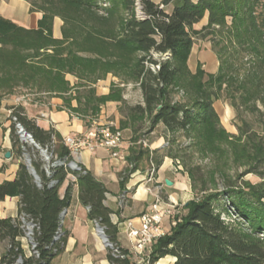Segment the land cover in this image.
I'll list each match as a JSON object with an SVG mask.
<instances>
[{"label":"trees","instance_id":"16d2710c","mask_svg":"<svg viewBox=\"0 0 264 264\" xmlns=\"http://www.w3.org/2000/svg\"><path fill=\"white\" fill-rule=\"evenodd\" d=\"M47 4L37 29L0 17V96L14 95L18 89L61 96L87 128L105 105L119 103L120 129L134 133L128 159L132 167L121 175L122 186L143 158L152 161L156 171L165 157L178 158L171 151H155L151 156L149 149L144 150L138 137L143 125L147 124L148 134L159 125L166 126L170 133L166 147L177 145L183 135L190 141L187 147L210 158L211 165L184 164L195 198L183 206L182 217L171 232L152 245L150 263L171 256L175 264H264V155L245 173L260 177L261 183L231 176L232 169L241 167L237 149L242 145L233 146V136L214 106L223 97L236 102L235 95H239V107L250 105L260 112L257 104L264 105V60L250 65L243 75L227 61L215 75L201 65L193 73L188 65L196 39L216 35L217 28L227 27L229 18L238 36L253 37L264 49V0H47ZM57 16L64 21L62 39L53 36L52 18ZM206 16L207 25L198 29ZM67 75H73L77 83L71 85ZM109 75L119 83L112 84L108 95L98 96L96 84ZM130 84L143 98L134 106L125 100L121 87ZM73 101L77 107L72 106ZM11 109L13 148L22 161L16 179L0 184V203L7 197H19L20 208L17 218L0 219V264L18 260L22 264H53L64 251L63 213L70 206L72 184L63 197L60 190L69 175L76 177L79 199L90 220L103 228L121 253L116 256L109 249L111 264H136L117 242L113 211L105 205L108 190L91 172L78 163L76 170L58 166L48 176L36 148L31 163L39 177L36 183L23 161L17 123L56 160L70 163L74 157L58 132L40 128L22 106ZM238 130L243 139L245 129ZM251 139L248 134L244 147ZM22 217L36 225L34 241L39 257L25 254ZM57 236L59 240H55Z\"/></svg>","mask_w":264,"mask_h":264},{"label":"crops","instance_id":"0c3cea01","mask_svg":"<svg viewBox=\"0 0 264 264\" xmlns=\"http://www.w3.org/2000/svg\"><path fill=\"white\" fill-rule=\"evenodd\" d=\"M41 19L42 16L36 15L32 19L29 29H37L38 22ZM205 20L206 23L203 26L207 25L208 16L202 22ZM201 23L197 25V28H199ZM61 27V23L55 22L53 32L55 39H62ZM198 52L197 45H194L188 64L190 70L195 73L200 63L209 74H217L220 65L215 53L207 48L202 51L201 55ZM115 81H117L115 78L109 77L102 84L96 86L97 95H108L112 82ZM74 84L72 83V85ZM131 87L129 85L127 89L129 90ZM139 92L141 94L140 90ZM124 98L128 100V94L125 93ZM142 101L141 94L140 102ZM22 106L30 120L35 121L44 130L53 129L63 139L68 136H84L90 129L86 127L84 120L78 113L72 112L64 105L62 98H54L49 103V108L40 106L36 101H33L30 105L24 103ZM72 106L77 107L76 101H73ZM117 106H119V103L109 102L102 108L96 120L100 125L113 123L114 127L121 132L124 141L122 151L126 155V161L123 162L113 158L111 153L104 149L95 151L82 149L73 157L77 163L91 172L108 190L105 205L113 211L111 221L117 228V242L123 249L130 251L131 244L127 233L128 223L133 221L134 226L139 227V217L149 210L154 201L155 186L162 188L165 198L171 197L174 201L180 203L181 206L193 200L195 195L189 176L183 169L177 168L174 160L169 157L164 158L162 166L156 171L155 182L148 181L153 163L143 158L137 164V170L131 174L126 185L122 186L121 175H124L132 167L128 159L131 156L134 133L129 128L120 129L122 117L117 110ZM111 116H114V118L108 122ZM12 125L13 121L10 119V115L0 120V184L12 182L16 179L22 161V158L13 148L11 138ZM151 134H157V136L148 147H143V149H149L151 156H153L155 151L163 154L164 151L162 149L164 146L160 145L166 143L170 137L168 129L164 125H159ZM7 153L11 154L10 158L6 157ZM167 177L168 181L172 183L171 186L163 183V180ZM70 184H72V199L70 206L66 210L62 225V231L66 234V244L64 251L54 260L53 264H111L108 258L109 249L98 233L96 224L90 220L88 209L81 204L78 184L71 175L62 184L61 196L65 195ZM19 208V197H7L0 203V219L17 218L19 216ZM164 226L166 234H169L173 228L170 221H165ZM22 246L26 256L31 255L29 243L25 238L22 239ZM130 259L132 262L139 264L136 256L131 255ZM175 261L174 257L167 256L162 258L157 264H175Z\"/></svg>","mask_w":264,"mask_h":264},{"label":"rangeland","instance_id":"374dc122","mask_svg":"<svg viewBox=\"0 0 264 264\" xmlns=\"http://www.w3.org/2000/svg\"><path fill=\"white\" fill-rule=\"evenodd\" d=\"M154 1L160 3L162 0ZM47 5V0H0V17L9 19L17 23L18 25L29 29L30 23L36 15H40L43 18L44 11L48 8ZM169 9L170 7L167 10ZM54 13L55 12L52 11L51 14L49 13V16L52 17V14ZM52 19L53 32L55 22L61 23L63 27L64 21L61 17L57 16ZM205 23L206 20L201 23L198 29L203 28V25ZM217 30L218 33L216 35L210 36L206 39H196L195 45H197V48L199 49V55L202 54V51L205 48L211 49L217 56L219 65L225 68V61L233 63L235 67L234 70L238 69L240 71L239 75H243L244 70L249 68L250 65L252 66L264 60V49L259 45L255 38L243 35L242 33H239L238 36L233 26V20L231 18L228 19L226 28H217ZM200 65L201 64L199 63V66ZM109 77H112V75H109L104 80L106 81ZM66 79L71 83V85L72 83H77V79L73 75H67ZM115 79L117 81L112 82V84L119 83V80L117 78ZM104 80H102L101 82L99 81L96 86L102 84ZM130 85L132 87L129 90L127 89L129 85L126 87L125 85H121V87L124 88L125 93L128 94L127 102L130 105L134 106L140 103L141 94L139 92V89L135 85ZM235 97L236 102H233L234 100L232 101V99L223 97L219 100H216L214 104L223 126L227 129L228 133L233 136L231 138L233 146L237 148L239 145H242L237 149V154L242 159V162H240L239 164L241 165V167H239L236 171L232 169L230 171V175H233L234 177H243L244 181H249L252 184H258L262 182V179L260 177L254 174L245 175V173L249 171L250 167H252V165L255 163L254 161L258 156L264 155V105L258 103L257 105L260 108V112H256L251 108L250 105H248L247 107H239L237 102L239 100V95H235ZM54 98L62 97H51L47 94H40L34 90L29 89H18L14 95H7L2 97L0 96V120L5 118L7 115H11L13 111L11 109L12 107H20L24 103L30 105L33 101H36L40 106L49 108V103H51ZM117 110L122 117L119 111V106H117ZM113 118L114 116H111L108 119V122L112 121ZM94 122L98 123L96 119L93 120V123ZM137 124L140 123L138 122ZM238 127H243L245 129V135L243 136V139L239 138L240 132L238 130ZM247 132L249 135H252V139L250 140L251 143L244 147L245 145L243 144V142L247 138ZM156 136L157 134L147 133V124L143 125V129L138 135L140 140H145L148 145H150V143L154 138H156ZM168 142L169 141L167 140L166 143H162L160 146L163 145L164 147H166L169 144ZM189 144L190 141L187 140L183 135H181L178 144L175 146L173 145L172 148L170 146L166 147L163 153L171 151L172 155H176L178 157L177 160H173L174 162L178 161L180 163L183 171L184 164L201 165L202 167L211 165L210 158H203L200 153H197V151H195L194 149L188 148L187 146ZM35 151H37V149L33 145L28 146V152L32 160H35L33 153ZM37 158L42 162H46V158L41 154V152H39V156ZM23 161L26 163L25 159H23ZM50 161L51 163L55 162L52 157ZM168 180L169 179L167 177L163 180V183L167 185Z\"/></svg>","mask_w":264,"mask_h":264},{"label":"built area","instance_id":"2783aa9c","mask_svg":"<svg viewBox=\"0 0 264 264\" xmlns=\"http://www.w3.org/2000/svg\"><path fill=\"white\" fill-rule=\"evenodd\" d=\"M138 16L142 17L140 6H138ZM14 121H17L14 118ZM22 131V125L17 123V132L20 137V141L23 144L24 149V159L26 162L32 163V158L28 152V146L33 145V137L29 133H24ZM28 138L31 140L29 143ZM64 144L69 148L71 154L74 156L82 149H89L91 151H95L97 149H104L109 151L113 158H116L120 161H126V155L123 153V137L121 132L116 129L113 123H108L105 125H100L94 122L91 128L84 136L79 137H71L68 136L64 138ZM139 144L144 147H148V143L145 140H140ZM46 150V155H43L46 158V162L44 164V171L48 176L52 174V169L58 166H64L66 169H71L69 167L70 164L75 165V169L78 168V163L74 160L73 162L66 163L63 161L56 160L53 154H49V151ZM51 157L55 162L51 163ZM177 168L182 169L180 163L175 162ZM155 173L156 169L154 164L152 165L151 171L149 173V182H155ZM74 180L76 177L71 175ZM152 193V191H150ZM154 201L151 204L149 210L144 212L139 217V227L134 226L133 221L128 223V238L131 244V249L129 251V255H134L138 258L139 264H151L150 263V254L152 251V245L156 243V241L163 237L166 234L165 231V221H170L171 225L176 226L177 222L180 220L183 214V206L180 203L174 201L171 197L165 198L162 192V188L155 186V192L153 194ZM66 212V211H65ZM64 212V213H65ZM63 213V215H64ZM64 219V217H63ZM23 227L25 229L26 237L25 239L29 243V247L31 249V255H35L39 257V253L36 251L37 245L34 241L36 225L30 221H27L24 217H22ZM98 233L101 235L104 233V230L98 223H95ZM62 232L59 233V235ZM60 236H57L55 240H59ZM105 245L108 249H112L114 255L120 256L121 253L114 247L110 241L105 242ZM124 258V256H121ZM16 264H22L21 260H18Z\"/></svg>","mask_w":264,"mask_h":264},{"label":"water","instance_id":"95a60500","mask_svg":"<svg viewBox=\"0 0 264 264\" xmlns=\"http://www.w3.org/2000/svg\"><path fill=\"white\" fill-rule=\"evenodd\" d=\"M21 132L27 133V132L24 130L23 127H22V131H21ZM32 144H33V146H34L35 148H37V149L41 152L42 155H46V150L43 149V148H41V147L35 142L34 139H33V143H32ZM6 157H7V158H10V157H11V154H10V153H7V154H6ZM26 163H27L28 168H29V170H30V173H31L32 176L34 177L36 183H39V177H38V175L36 174V171L34 170V168L32 167L31 162L28 161V162H26ZM72 164H74V163H72ZM72 164H70L69 167L71 168V170H76L75 168L72 167ZM167 185H168V186H171L172 183H171L170 181H167ZM65 214H66V212L64 213L63 217H65ZM101 237H102V239H103L105 242H108V241H109V239L107 238V236L105 235V233H102V234H101Z\"/></svg>","mask_w":264,"mask_h":264},{"label":"bare ground","instance_id":"6f19581e","mask_svg":"<svg viewBox=\"0 0 264 264\" xmlns=\"http://www.w3.org/2000/svg\"><path fill=\"white\" fill-rule=\"evenodd\" d=\"M25 140H27L29 143H31V140H29L28 138H26ZM73 168H75V165H73Z\"/></svg>","mask_w":264,"mask_h":264}]
</instances>
